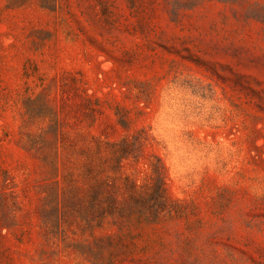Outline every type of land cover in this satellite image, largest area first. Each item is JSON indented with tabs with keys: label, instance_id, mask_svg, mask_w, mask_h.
Instances as JSON below:
<instances>
[{
	"label": "rangeland",
	"instance_id": "rangeland-1",
	"mask_svg": "<svg viewBox=\"0 0 264 264\" xmlns=\"http://www.w3.org/2000/svg\"><path fill=\"white\" fill-rule=\"evenodd\" d=\"M90 158L144 199L53 238ZM108 262L264 264V0H0V264Z\"/></svg>",
	"mask_w": 264,
	"mask_h": 264
},
{
	"label": "trees",
	"instance_id": "trees-1",
	"mask_svg": "<svg viewBox=\"0 0 264 264\" xmlns=\"http://www.w3.org/2000/svg\"><path fill=\"white\" fill-rule=\"evenodd\" d=\"M127 144V141L123 140L114 144V146L122 148ZM27 145L29 149L34 150L38 143L35 140H31ZM121 158V156L115 157L116 163ZM41 160L49 166L53 173L57 171L55 158L45 156ZM99 167L100 164L96 166L95 161L91 158L83 166L80 177L83 182L88 184L84 194H81L80 188L72 185L69 176L67 177L68 181L65 180L67 186H69V189H66L67 191L59 188L56 181L45 186L41 218L43 227L48 235L56 239L58 236L62 237V240L65 239V233L60 229V223L66 216L72 218L76 226L84 232L91 230L94 226H101L108 217L113 218L116 215L135 213L138 210L141 200L144 199L143 196L129 193L127 196L128 201L118 202L110 193H106L107 182L98 179ZM141 216V214H138L137 218ZM97 244H101L100 241L94 242V245ZM72 245L74 249L81 251V254H91L96 257L101 253L94 252L91 249L92 244L88 241L76 242ZM108 264L111 263L108 262Z\"/></svg>",
	"mask_w": 264,
	"mask_h": 264
}]
</instances>
